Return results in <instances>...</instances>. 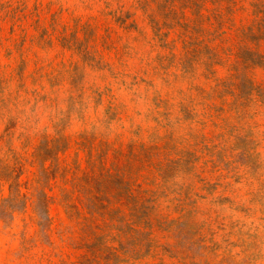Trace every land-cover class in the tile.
<instances>
[{"label": "rangeland", "instance_id": "obj_1", "mask_svg": "<svg viewBox=\"0 0 264 264\" xmlns=\"http://www.w3.org/2000/svg\"><path fill=\"white\" fill-rule=\"evenodd\" d=\"M0 264H264V0H0Z\"/></svg>", "mask_w": 264, "mask_h": 264}]
</instances>
